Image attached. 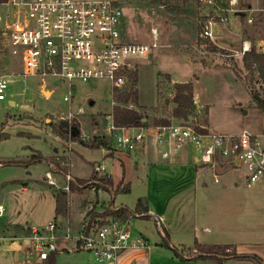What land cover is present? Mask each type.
I'll use <instances>...</instances> for the list:
<instances>
[{
  "label": "rangeland",
  "instance_id": "374dc122",
  "mask_svg": "<svg viewBox=\"0 0 264 264\" xmlns=\"http://www.w3.org/2000/svg\"><path fill=\"white\" fill-rule=\"evenodd\" d=\"M117 1L122 12L119 25L121 40L150 43V29L156 28L159 34V46L150 50L148 59L138 61L134 70L137 74L134 87L138 90V106L128 105L138 107L146 114L149 126H153V119L159 117H166L169 122H181L171 116L172 105H166L164 101L171 95L174 83L191 82L196 114L188 123L204 125L213 133L263 132L264 117L252 97L255 94L264 99V88L256 71L245 69L241 57L233 53L239 51L241 39L264 41V12L246 11L245 15L252 19L249 23L247 16L237 17L228 10L227 0H210L211 3L188 0L187 6L183 0ZM224 14L229 21L218 23L217 17ZM205 17H213L216 21L212 25V39L201 35ZM3 62L4 56L0 51V71L3 70ZM72 83L74 89L69 94L65 82L54 85L48 79L45 88H41L35 77L9 79L12 95L0 101V203L5 208L3 217H0L2 229L7 220L11 224L41 227L54 218L52 190H63L65 175L52 173L45 162H29L38 154L50 157L56 150L54 157L58 158L61 166L66 164L69 168L66 174L69 172L71 178L89 179L94 168L102 167L103 171L97 172L95 180L100 181L104 175L110 174L117 184L125 170L131 191L115 194L113 206L124 204L133 209L137 198L149 193L138 181V172L142 168L135 169V163L140 165L142 159L136 152L117 150L111 141H107L111 152L115 151L113 155H107L102 147L86 146L72 140L69 133L72 129L68 128H65L67 134L63 138L57 135L55 128L67 123L77 127L78 138L81 133L88 134L87 144H90L92 132L99 129L95 125L102 124L103 116L112 111V88L106 79L86 82L76 79ZM41 89L49 92H41ZM64 96L69 97V102L63 100ZM79 108L84 110V114L71 120L60 118L68 110L75 113ZM136 132L129 129L124 134L134 135ZM144 134L145 150L156 154L158 146L150 135ZM167 163L168 160L165 161ZM46 171L51 172L56 186L46 182ZM205 181L206 187H197L195 199L186 201L184 205L172 203L163 207V198L155 197L153 208L158 203V207L161 205L168 215L180 211L185 225L174 234L171 231V243L193 258L200 255L199 248L193 255L187 250L193 248L196 241L199 244H231L236 250L230 247L225 250V255L233 252L255 254L264 264V186H247L240 171L221 177L220 183H215L210 176ZM65 192L68 196L69 192ZM95 198L92 188L71 195L68 212L72 233L78 231L87 207L93 213H101L102 203L99 201L109 202L111 197L100 190L97 194L99 201L91 203ZM150 217H131L128 224L133 234L141 233L147 238L149 254L146 264H217L211 255H207L206 260L195 261L174 256L172 250L161 244L162 236L154 216ZM56 223L61 229L62 224ZM20 231L17 226L0 232V264H47L40 262L31 247L22 243ZM51 256L54 264H96L93 258L91 261V254L84 251H62ZM221 264L258 263L247 258H227L222 259Z\"/></svg>",
  "mask_w": 264,
  "mask_h": 264
},
{
  "label": "built area",
  "instance_id": "2783aa9c",
  "mask_svg": "<svg viewBox=\"0 0 264 264\" xmlns=\"http://www.w3.org/2000/svg\"><path fill=\"white\" fill-rule=\"evenodd\" d=\"M200 1L211 3L210 0ZM235 2L228 0V10L236 15L237 11L232 8ZM121 17L117 0H1L0 51L4 67L0 71V101L12 95L11 77L38 78L41 88H45L48 79L54 85L65 82L69 94L74 89L73 80L86 82L103 78L110 83L112 92L124 91L138 61L148 59L150 50L159 46V34L156 28H151L150 43L123 41L119 31ZM217 19L221 24L229 21L226 14ZM247 21L250 23L251 17L247 16ZM213 24H216L213 17L203 19L201 35L204 38L212 39ZM251 51L264 54V41L241 39L239 51L233 54L241 57ZM63 100L69 102V97L64 96ZM193 103L196 105L195 100ZM82 114L84 110L79 108L75 113L68 110L60 118L71 120ZM95 126L99 129H94L91 141H111L117 150L135 153L145 145L144 133H147L158 146L163 160L172 161L187 151L192 166L209 171L215 183L219 182L223 171L232 170L241 172L247 186H264V121L261 134L246 130L237 134L213 133L204 125L179 121L127 128L115 125L111 111L103 116L102 124ZM129 129L137 132L124 134ZM89 138L88 134L81 133L79 139L87 142ZM103 149L111 152L110 147ZM95 169L103 171L102 167ZM44 174L46 182L56 186L51 172ZM64 177L66 184L62 189L69 192L67 183L71 176L67 173ZM3 211L0 204V216ZM154 221L162 233L163 218L154 215ZM128 224L129 219H108L97 227H87L85 222L72 233L70 229L62 231L52 220L42 227H27L25 246L31 247L39 261L45 262L51 255L64 251L63 242H69L71 245L66 251L89 252L96 264H107L126 250L149 248L147 240L139 233L133 234ZM191 252L193 255L196 250Z\"/></svg>",
  "mask_w": 264,
  "mask_h": 264
},
{
  "label": "trees",
  "instance_id": "16d2710c",
  "mask_svg": "<svg viewBox=\"0 0 264 264\" xmlns=\"http://www.w3.org/2000/svg\"><path fill=\"white\" fill-rule=\"evenodd\" d=\"M1 1V0H0ZM188 0H183L184 5H188ZM243 17V16H241ZM242 64L245 69L253 72L256 71L258 80L260 81L262 87L264 88V54H257L254 52L245 53L241 56ZM168 78V77H167ZM129 85L125 88L124 91H114L112 92V116L115 125L120 127H134V128H146L149 126L148 117L144 114L138 107H129L128 105L133 103L135 106H138V90L134 87L137 82L136 72H131L129 74ZM253 101L256 106L262 111L264 117V99L259 98L257 95H253ZM194 101V90L191 82L184 83H174L172 85L171 95L165 99L164 103L166 105L171 104L172 108L170 110L171 116L175 120H180L181 122H189L190 118L196 114V106L193 103ZM145 119V121H143ZM170 119L166 117H159L153 119V126L163 125L169 123ZM66 125H59L55 128V132L58 136L62 137L67 134ZM70 138L74 141H78L80 144L91 146V147H104L109 148L108 142L105 140H92L90 144L87 142L81 141L78 138V133H72L69 131ZM63 159V158H61ZM45 162L47 163L49 169H52V172H59L62 175H66V170L68 168L66 164L64 166L60 165L58 158L54 156L43 157L41 155H35L29 162ZM12 165L15 163H3ZM52 166V168L50 167ZM97 171L94 168L89 179H77L71 178L67 185L69 192L83 191L85 189L91 188L96 192L99 189L107 191L110 195V201L105 206L101 204L102 212L93 213L92 210H88L85 214L83 223L86 222L87 227H97L108 219L112 220H125L130 219L131 217H150L148 213L146 200L142 197L137 198L135 206L133 209H129L125 206L112 209L113 206V196L117 193H129L130 184L126 183L123 186L119 185L114 186L113 179L110 175H104L102 180L96 181ZM68 211V196L67 193L63 190H58L54 192V221L58 217H64ZM26 231V230H25ZM162 245L166 248L172 250L174 256L181 260H206L207 255H211L216 259L217 264L222 263V259L227 258H247L253 259L258 264H263V261L255 254H241V253H231L225 255V250L229 249V245H200L195 242L193 248L188 249L187 252L192 251V249H198L200 255L193 258L189 255H185L183 251H179L174 245L171 244L170 237L167 232L162 229ZM223 254V255H221ZM47 264H54V258L50 256L47 259Z\"/></svg>",
  "mask_w": 264,
  "mask_h": 264
},
{
  "label": "crops",
  "instance_id": "0c3cea01",
  "mask_svg": "<svg viewBox=\"0 0 264 264\" xmlns=\"http://www.w3.org/2000/svg\"><path fill=\"white\" fill-rule=\"evenodd\" d=\"M227 2H228V0H227ZM217 7H219V5H217ZM236 7H239V8H236ZM232 8L235 9V11H237V12L241 11L244 14L246 13V11H248V13H252V12H256V11L264 12V0H254L252 2H250V0H236L235 5L232 6ZM249 10H251V11H249ZM238 27H239V23H237V28ZM43 91L49 92L46 89L45 90L41 89V92H43ZM10 102H11V100L9 101V103ZM104 153L107 155H113L115 153V151L110 152V153H107V152H104ZM136 153L142 159L140 165H138L137 162L135 163V169L142 168V170L140 172H138L139 170L137 171L139 173V175L137 176L138 181L149 192V193H147L145 195H141L139 197H142L146 200L148 213L151 216L155 215V216H161L163 218L162 228L167 232L168 236L170 237L171 231H173L172 233L174 234V232L177 231L178 229L182 230L183 228H185L184 227L185 225L183 224V221L180 218L181 217L179 215L180 211L177 212L178 214L176 213L174 215H168L166 213V210L163 207H166L168 204H172V203L176 204V205H184L186 203V201L191 202V200L195 199L196 188L198 187V188L204 189V187H206L205 178L210 176L212 179V176L209 173V171H206V170L201 169V168L193 167L191 164V161H190V156H189L187 151L181 152L180 154L175 156V158H173L172 161H168L169 162V163H167L168 165L165 164V161H167V160L161 159L160 150L156 154H151L149 151L145 150V148L143 146L142 149ZM56 154L57 153L55 150V153L52 156H56ZM68 159H69V157H68ZM121 166L123 168L124 164L122 163ZM68 170H69V168H68ZM230 172H232V170L231 171H229V170L223 171L220 175V180H221V177L229 175ZM69 175H70V173H69ZM108 175H110V174H108ZM110 176L112 177V175H110ZM112 179H113V177H112ZM220 180H219V183H220ZM129 182L130 181H128L126 178L125 170H124V175H122V177L119 179V182L117 184L114 183V179H113L114 186L119 185V187L123 186L126 183L130 184ZM50 187L52 189H54L52 186H50ZM23 190H26L25 186H23ZM100 190H102V189H99L96 192L94 191L96 198H95V201H91V203H93V202L95 203V202L99 201V199L97 198V194ZM52 191H53V197H54V190H52ZM103 191H105V190H103ZM130 191H131V188H130ZM75 192H82V191H75ZM75 192H69L68 193V202L70 201L71 195L74 194ZM105 192H107V191H105ZM110 197H111V195H110ZM155 197L163 198L162 199V201H163L162 206L163 207L161 205L158 207V203L154 204V205H156L155 208L152 207V203L155 201ZM91 203H89L88 205H90ZM99 203H103L105 206L108 204V202L104 201V200L99 201ZM96 205H98V203ZM121 206H125V205L120 204V205H116L114 207L118 208ZM3 208H4V206H3ZM87 211H88V207L86 208V210H84V212L82 214L81 225H80L79 229L82 226V223H83V220H84V217H85V214ZM4 212H5V208H4V211L2 212L0 217H3ZM53 220H54V218H53ZM50 221H52V220H50ZM55 221H58L59 223L62 224L61 225L62 231H65L66 229L71 230V220L69 219V212L68 211H67V214L63 217V220H62V217H58V218H56ZM44 225H45V223L42 226H44ZM4 226H5V228H3V229L0 228V232L4 233L5 231H9V229H11V228H14L17 226L20 227L22 243L23 244L26 243L25 242V230L28 227L26 223H25V225H19V224H15V223L11 224L7 220V222ZM32 226H35V225H32ZM204 229H206V228H204ZM139 234H141V233H139ZM141 235L143 236V238H145L147 240V238L145 237L144 234H141ZM61 245H62V247H64L63 250L66 251L65 248L69 247L71 245V243L63 242ZM200 245H211V244H204L202 242V243H200ZM225 245H229L231 248H234V250H236L235 247H233L231 244H225ZM237 253H239V252H237ZM148 254H149L148 250H126V251L122 252L114 262H110L107 264H146L148 261ZM91 261H92V256H91ZM40 262H42V261H40ZM44 263H47V261H45Z\"/></svg>",
  "mask_w": 264,
  "mask_h": 264
},
{
  "label": "water",
  "instance_id": "95a60500",
  "mask_svg": "<svg viewBox=\"0 0 264 264\" xmlns=\"http://www.w3.org/2000/svg\"><path fill=\"white\" fill-rule=\"evenodd\" d=\"M236 15H238V16H243L244 15V13L243 12H241V11H238V12H236ZM210 63V62H209ZM143 121H145V119H143ZM64 125H66L67 126V128L69 127V125L67 124V123H64ZM71 129H72V133H78L79 132V130L77 129V127H72L71 126ZM112 209H116L115 207H112Z\"/></svg>",
  "mask_w": 264,
  "mask_h": 264
}]
</instances>
